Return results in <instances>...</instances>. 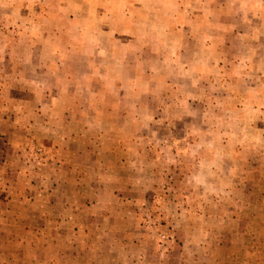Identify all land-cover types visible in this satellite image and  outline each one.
<instances>
[{
	"label": "rangeland",
	"instance_id": "obj_1",
	"mask_svg": "<svg viewBox=\"0 0 264 264\" xmlns=\"http://www.w3.org/2000/svg\"><path fill=\"white\" fill-rule=\"evenodd\" d=\"M0 264H264V0H0Z\"/></svg>",
	"mask_w": 264,
	"mask_h": 264
},
{
	"label": "trees",
	"instance_id": "obj_2",
	"mask_svg": "<svg viewBox=\"0 0 264 264\" xmlns=\"http://www.w3.org/2000/svg\"><path fill=\"white\" fill-rule=\"evenodd\" d=\"M4 159H5V149H3L2 151H0V162H2Z\"/></svg>",
	"mask_w": 264,
	"mask_h": 264
},
{
	"label": "crops",
	"instance_id": "obj_3",
	"mask_svg": "<svg viewBox=\"0 0 264 264\" xmlns=\"http://www.w3.org/2000/svg\"><path fill=\"white\" fill-rule=\"evenodd\" d=\"M4 161H5V159H4L2 162H0V164L3 163ZM0 166H1V165H0ZM2 191H4V190H1V189H0V194L2 193Z\"/></svg>",
	"mask_w": 264,
	"mask_h": 264
}]
</instances>
